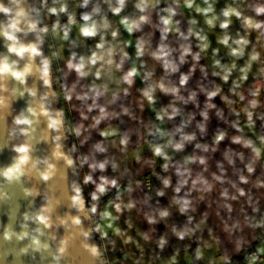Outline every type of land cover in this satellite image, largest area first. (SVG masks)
Segmentation results:
<instances>
[{
	"label": "crops",
	"instance_id": "0c3cea01",
	"mask_svg": "<svg viewBox=\"0 0 264 264\" xmlns=\"http://www.w3.org/2000/svg\"><path fill=\"white\" fill-rule=\"evenodd\" d=\"M33 1L46 24L72 22L48 36L90 202L106 194L98 211L132 216L147 264H264V0H242L260 44L243 27L241 41L216 44L219 79L177 3ZM218 82L232 84L230 103ZM248 249L259 259L243 261Z\"/></svg>",
	"mask_w": 264,
	"mask_h": 264
},
{
	"label": "water",
	"instance_id": "95a60500",
	"mask_svg": "<svg viewBox=\"0 0 264 264\" xmlns=\"http://www.w3.org/2000/svg\"><path fill=\"white\" fill-rule=\"evenodd\" d=\"M34 6L0 0V264H106L96 230L103 195L89 200L48 36L54 23Z\"/></svg>",
	"mask_w": 264,
	"mask_h": 264
},
{
	"label": "rangeland",
	"instance_id": "374dc122",
	"mask_svg": "<svg viewBox=\"0 0 264 264\" xmlns=\"http://www.w3.org/2000/svg\"><path fill=\"white\" fill-rule=\"evenodd\" d=\"M226 1V2H225ZM171 3H177L178 6L181 9V14L184 19V23L190 32L193 41L195 42L196 46L202 50V52L205 54L212 55V58L208 56L207 58V67L211 71V75L214 78L223 77V72L217 73L216 68L217 64L214 60L213 55L218 53V50H216V44L222 45L224 42V38L227 37V42H239L241 41L242 35L239 34V28H253V35H249L253 38L254 41H256L258 44H260L261 39L259 38L256 28L254 26V23L251 20V16L249 11L245 8V5L243 4L242 0L232 1L230 4L233 5L232 7V13L233 15H230V10H228V7L230 8L229 0H193L192 6L188 7L186 4V0H140L135 2L134 6L137 8H147L150 6L154 7H160V5L163 4H171ZM237 10V13H239V17H236L233 9ZM164 16L169 18V25H170V34L174 35L179 33V31L176 28L175 21L171 18L169 12H163ZM227 20L228 26L226 29L221 27V24H223ZM44 24H46L44 22ZM52 26V24L50 25ZM51 30V28L48 29V33ZM235 32V33H230ZM54 35V33H52ZM51 34V36H52ZM100 36V42L105 41V36ZM112 41L118 40V33L110 34ZM55 36V37H54ZM53 38V48L55 45L57 46V37L54 35ZM97 40V39H96ZM55 62H56V56L53 51ZM255 56L260 63H262V60L264 59L263 55H261L260 51L257 49L255 50ZM58 70V69H57ZM218 87L222 92L227 94V102L230 103L233 90V86L229 82H218ZM63 88V87H62ZM64 93V92H63ZM149 182V180L146 181V184ZM107 195L104 194L105 199ZM100 199V200H102ZM99 200V201H100ZM107 203V202H106ZM100 211H98L99 217L96 220V227H99L100 230H102L101 235H105L106 230H111L114 228H117L118 232L120 233L119 240L121 243H125V247L123 245L119 246H113V244L119 245L118 237H116V242L111 243L107 239L100 238V243L102 246V251L105 257L106 264H147L150 263L151 260L149 259V255L147 253V250L145 249L144 244H141L140 241V235L137 231V227L135 226V222L131 215H125L121 214L120 218H117L114 215L115 211L113 212L112 209L106 207L104 209V204H100ZM105 213H108L109 215H105ZM103 219V221H101ZM124 219V221H123ZM97 230V228H96ZM98 233V230H97ZM99 235V234H98ZM102 239V240H101ZM133 241L136 245H131L130 240ZM136 246V247H134ZM249 251H253L252 249H248L243 254V261L244 256ZM252 260V259H249ZM153 264L159 263L158 259H155L152 261Z\"/></svg>",
	"mask_w": 264,
	"mask_h": 264
},
{
	"label": "built area",
	"instance_id": "2783aa9c",
	"mask_svg": "<svg viewBox=\"0 0 264 264\" xmlns=\"http://www.w3.org/2000/svg\"><path fill=\"white\" fill-rule=\"evenodd\" d=\"M55 22H58V21H55ZM55 22L54 24H52L54 25L53 27H56L60 29L61 31H65L67 27H69L72 24V22H63V23L62 22L55 23ZM146 187L147 189L150 188L149 182L146 184ZM259 257H260L259 254L255 250H253V251H249L248 253H246V255L244 256V260L248 261L249 259H259Z\"/></svg>",
	"mask_w": 264,
	"mask_h": 264
},
{
	"label": "clouds",
	"instance_id": "9594fccd",
	"mask_svg": "<svg viewBox=\"0 0 264 264\" xmlns=\"http://www.w3.org/2000/svg\"><path fill=\"white\" fill-rule=\"evenodd\" d=\"M192 3H193V0H186V4H187L188 7H191V6H192ZM0 11H5V10H4V9H0ZM55 11H56L55 9H52V12H53V13H55ZM236 15H237V17H239L240 14H239V13H236ZM84 19H85V20H88L89 17L85 16ZM168 22H169V21H167V20L165 21V23H168ZM228 23H229V22H228L227 20H225V22H224L223 24H221V27H222V28H226V27L228 26ZM84 34L87 35L88 32L85 30V31H84ZM91 34L94 35V34H95L94 31H93ZM223 42H224V43L227 42V37L224 38V41H223ZM33 52H35V49H33ZM37 54H38V53H37ZM224 79L227 80V75L224 77ZM159 151H160V150L157 149V153H159ZM77 191H79V190H77ZM105 215L107 216V215H109V214H108V213H105Z\"/></svg>",
	"mask_w": 264,
	"mask_h": 264
},
{
	"label": "trees",
	"instance_id": "16d2710c",
	"mask_svg": "<svg viewBox=\"0 0 264 264\" xmlns=\"http://www.w3.org/2000/svg\"><path fill=\"white\" fill-rule=\"evenodd\" d=\"M52 72H53V76H54V80H56V77H55V72H54V70H52Z\"/></svg>",
	"mask_w": 264,
	"mask_h": 264
},
{
	"label": "bare ground",
	"instance_id": "6f19581e",
	"mask_svg": "<svg viewBox=\"0 0 264 264\" xmlns=\"http://www.w3.org/2000/svg\"><path fill=\"white\" fill-rule=\"evenodd\" d=\"M185 40H188L187 37H185Z\"/></svg>",
	"mask_w": 264,
	"mask_h": 264
}]
</instances>
